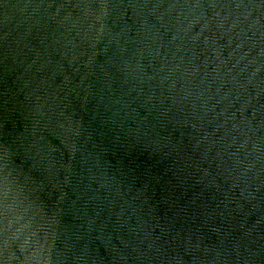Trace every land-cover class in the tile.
<instances>
[{
  "label": "clouds",
  "instance_id": "9594fccd",
  "mask_svg": "<svg viewBox=\"0 0 264 264\" xmlns=\"http://www.w3.org/2000/svg\"><path fill=\"white\" fill-rule=\"evenodd\" d=\"M157 7L52 0L39 43L54 56L6 49L0 192L6 210L18 190L27 203L0 264H264V228L245 227L254 213L264 225V138L248 148L235 113L217 136L221 101L177 88L179 29ZM261 20L245 10L232 26ZM181 196L191 226L162 223Z\"/></svg>",
  "mask_w": 264,
  "mask_h": 264
},
{
  "label": "water",
  "instance_id": "95a60500",
  "mask_svg": "<svg viewBox=\"0 0 264 264\" xmlns=\"http://www.w3.org/2000/svg\"><path fill=\"white\" fill-rule=\"evenodd\" d=\"M52 0H0V61L6 49L12 48L17 59L54 56L48 49L40 48L41 31L39 20L44 12L43 5ZM59 2V0H57ZM141 4L157 5V12L165 13L174 29L178 28V39L170 47L169 59L180 65L175 72L177 88L190 91L206 102L209 108L216 104L213 114L223 112L217 129V136L225 135L228 125L236 122L232 113L241 121V128L252 143L259 144L264 138V20L251 30L232 26L235 14L250 10L255 17L264 14L260 0H136ZM240 5L241 7H237ZM131 14V10H128ZM113 17L117 15L114 12ZM2 64H0V93L3 92ZM2 102V96H0ZM239 109V111H237ZM227 118V119H226ZM211 128L209 127V131ZM235 134V133H229ZM53 144L56 143L51 138ZM253 182H258L254 180ZM166 198L169 193L164 191ZM25 191L10 193L7 210L0 192V258L4 256L3 228L12 223V230L24 221L20 219L27 201ZM181 196L176 204L160 211L161 222L174 219L177 227L191 226V212L184 208ZM211 199V197L209 198ZM245 227L259 237L264 228L259 222V214L246 217ZM16 252L12 245L9 255ZM12 264H16L12 261ZM259 264V260L255 261Z\"/></svg>",
  "mask_w": 264,
  "mask_h": 264
}]
</instances>
